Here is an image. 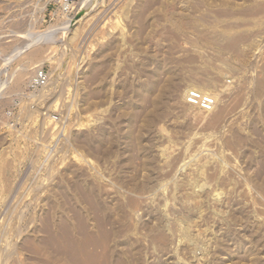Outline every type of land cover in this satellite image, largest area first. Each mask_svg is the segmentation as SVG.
I'll return each instance as SVG.
<instances>
[{
    "label": "rangeland",
    "instance_id": "obj_1",
    "mask_svg": "<svg viewBox=\"0 0 264 264\" xmlns=\"http://www.w3.org/2000/svg\"><path fill=\"white\" fill-rule=\"evenodd\" d=\"M0 264H264V0H0Z\"/></svg>",
    "mask_w": 264,
    "mask_h": 264
},
{
    "label": "built area",
    "instance_id": "obj_2",
    "mask_svg": "<svg viewBox=\"0 0 264 264\" xmlns=\"http://www.w3.org/2000/svg\"><path fill=\"white\" fill-rule=\"evenodd\" d=\"M40 80L44 79V75L39 76ZM187 103L193 107H199L207 112H214L218 105L217 98L212 95L203 92L198 88H192L187 94Z\"/></svg>",
    "mask_w": 264,
    "mask_h": 264
},
{
    "label": "bare ground",
    "instance_id": "obj_3",
    "mask_svg": "<svg viewBox=\"0 0 264 264\" xmlns=\"http://www.w3.org/2000/svg\"><path fill=\"white\" fill-rule=\"evenodd\" d=\"M114 5V4H113ZM103 7V6H102ZM125 10V9H124ZM100 11V10H99ZM127 12V11H126ZM125 13V12H124ZM93 21V20H92ZM88 22V21H87ZM112 23V22H111ZM117 23V25H118V22H116ZM120 25H118V27H119ZM79 31L78 30H76L75 31V34H74V37L75 36H78L77 35V33H78ZM82 33V32H81ZM111 33H109V35H110ZM102 37V36H101ZM75 38H77V37H75ZM190 87H188L185 91H184V100L187 102V94L190 92ZM200 90H202V89H200ZM203 91V90H202ZM204 92V91H203ZM223 92V90L222 89H219L218 91H217V93H216V95L219 97V95H220V93H222ZM209 94V93H208ZM188 104V103H187ZM189 105V104H188ZM218 105H219V103H218ZM218 105H217V107H216V109L214 110V111H216L217 109H218ZM190 106V105H189ZM191 107H193V106H191ZM201 113H213V112H207V111H205L204 109H202V108H199V107H196Z\"/></svg>",
    "mask_w": 264,
    "mask_h": 264
}]
</instances>
